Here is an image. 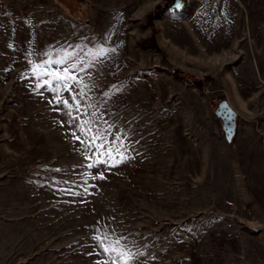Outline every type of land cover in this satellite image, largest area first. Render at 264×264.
<instances>
[{"label":"rangeland","instance_id":"obj_1","mask_svg":"<svg viewBox=\"0 0 264 264\" xmlns=\"http://www.w3.org/2000/svg\"><path fill=\"white\" fill-rule=\"evenodd\" d=\"M181 2L0 0V264H264V0Z\"/></svg>","mask_w":264,"mask_h":264},{"label":"snow or ice","instance_id":"obj_2","mask_svg":"<svg viewBox=\"0 0 264 264\" xmlns=\"http://www.w3.org/2000/svg\"><path fill=\"white\" fill-rule=\"evenodd\" d=\"M101 55L104 54V50H101ZM71 58L70 54H66L64 58L58 59V60H49L46 61L42 65H36L33 68V73L36 75L39 79H43V77L47 76L49 77L48 80L44 81V84L48 85L51 87L52 83L55 82L57 85L62 86L64 90L71 92V85L69 84L70 81H75L77 79L76 75L74 74L75 72L80 71V67L78 64L73 63L71 66H68V60ZM55 63L57 65H60L61 67H58L56 70H50V66ZM43 86V85H41ZM57 102L58 103H63L65 107L69 108V116H71V108L72 105L69 104L67 100H62L59 96V93L57 92ZM72 100L76 101V97L72 96ZM79 103L77 102L76 104V110L79 111ZM72 119H77L76 117H73ZM88 123V122H85ZM81 131L84 132L85 135H88L91 133L92 129L89 127L86 131L83 127V125L80 126ZM75 136V133L73 134ZM77 140H80V137L76 136L75 137ZM103 139V136L100 134H97L95 136H92L90 141H89V146H95L97 147L98 150L104 149V144H96L97 140ZM82 144L85 143L84 140H80ZM101 156L107 155L109 160H112V165L115 166L116 164L122 162V160H115V158L112 156L111 150H106V151H101ZM96 163H104L108 164V160L104 159H98ZM89 167H93V164H89ZM100 178H103L101 175ZM105 251H109L108 248H105ZM129 259H132L131 256H129ZM125 264H127V261H125Z\"/></svg>","mask_w":264,"mask_h":264},{"label":"water","instance_id":"obj_3","mask_svg":"<svg viewBox=\"0 0 264 264\" xmlns=\"http://www.w3.org/2000/svg\"><path fill=\"white\" fill-rule=\"evenodd\" d=\"M185 6L184 2H181V0H173V3L171 4V8L175 9L176 11H181ZM221 113L224 114V122L221 121V128L224 134V140L228 144L232 143L233 139L235 137L236 133V114L235 112L229 107L226 101H221L217 105L215 111L213 114L218 119H221Z\"/></svg>","mask_w":264,"mask_h":264},{"label":"flooded vegetation","instance_id":"obj_4","mask_svg":"<svg viewBox=\"0 0 264 264\" xmlns=\"http://www.w3.org/2000/svg\"><path fill=\"white\" fill-rule=\"evenodd\" d=\"M220 122L223 121L224 122V114L221 113V119H219Z\"/></svg>","mask_w":264,"mask_h":264},{"label":"bare ground","instance_id":"obj_5","mask_svg":"<svg viewBox=\"0 0 264 264\" xmlns=\"http://www.w3.org/2000/svg\"><path fill=\"white\" fill-rule=\"evenodd\" d=\"M212 51H213V50H212ZM207 52H208V51H207ZM213 52L215 53V51H213ZM219 52H220V51H219ZM217 53H218V52H217ZM205 55H206V54H205ZM205 55H204V56H205ZM212 55H213V54H212Z\"/></svg>","mask_w":264,"mask_h":264}]
</instances>
